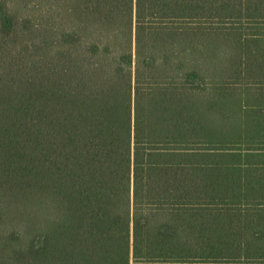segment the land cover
Here are the masks:
<instances>
[{"label": "trees", "instance_id": "1", "mask_svg": "<svg viewBox=\"0 0 264 264\" xmlns=\"http://www.w3.org/2000/svg\"><path fill=\"white\" fill-rule=\"evenodd\" d=\"M44 1L0 0V264H264V0Z\"/></svg>", "mask_w": 264, "mask_h": 264}, {"label": "rangeland", "instance_id": "2", "mask_svg": "<svg viewBox=\"0 0 264 264\" xmlns=\"http://www.w3.org/2000/svg\"><path fill=\"white\" fill-rule=\"evenodd\" d=\"M13 1V0H12ZM27 1V6H23L22 8H20L19 10L21 11L22 14H26L30 11V14H32V12L36 9V6L35 4H40L41 8H42V11L40 12H43L45 11V5H48L47 2H45L44 0H26ZM50 1V0H49ZM16 3H17V0H14V3H13V7H16ZM57 9L56 6H54V10ZM37 10V9H36ZM38 11V10H37ZM39 12V11H38ZM36 15V14H33L32 17Z\"/></svg>", "mask_w": 264, "mask_h": 264}]
</instances>
